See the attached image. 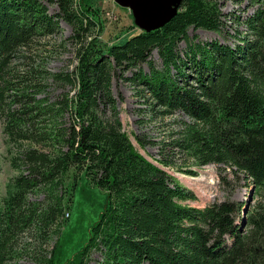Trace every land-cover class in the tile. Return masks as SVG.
I'll use <instances>...</instances> for the list:
<instances>
[{
	"label": "trees",
	"instance_id": "trees-1",
	"mask_svg": "<svg viewBox=\"0 0 264 264\" xmlns=\"http://www.w3.org/2000/svg\"><path fill=\"white\" fill-rule=\"evenodd\" d=\"M250 2L256 8L241 21L247 33L233 46L188 33L221 32L219 0H183L164 26L102 49L103 20L92 0H0V120L19 171L0 199V264L26 251V233L37 240L58 232L65 210L58 187L72 168L104 191L106 204L65 264H264V0ZM61 22L72 30L76 63L48 75L71 89L37 98L41 71L10 63L35 39L57 34ZM113 79L129 81L138 98L148 94L161 115L189 118L179 121L171 145L196 166L244 175L257 199L243 217L229 198L189 205L195 194L164 170L172 161L148 160L134 147ZM33 192L44 200L30 202ZM59 249L56 239L36 264H56Z\"/></svg>",
	"mask_w": 264,
	"mask_h": 264
},
{
	"label": "rangeland",
	"instance_id": "rangeland-1",
	"mask_svg": "<svg viewBox=\"0 0 264 264\" xmlns=\"http://www.w3.org/2000/svg\"><path fill=\"white\" fill-rule=\"evenodd\" d=\"M92 3L99 9L103 20V31L98 37V44L102 49L112 44L123 43L130 36L141 31L133 24L129 9L118 6L112 0H92ZM219 3L226 15V22L221 32L190 28L188 33L190 36L195 35L199 41L218 40L233 46L239 42L240 36L247 33L241 21L254 12L256 4H252L250 0H219ZM47 7L49 14L57 11L55 4L47 3ZM71 31L70 26L61 22V29L57 34L35 39L26 50L23 49L11 60L10 69L17 70L31 66L34 71H41L38 72L41 76L37 77V80H40L37 98L46 96L52 100L61 92L71 89L69 85L55 83L48 75L61 70H73L76 58L75 46L69 40ZM184 48L185 44L181 42L180 51ZM151 58L154 64L160 67V60L155 51L152 52ZM142 67L148 71L146 64ZM135 89V86L124 79L112 80V93L117 99L123 130L134 147L148 160L153 161L164 156L172 161V168L165 167L164 170L195 194L196 199L187 201L189 205L202 208L214 200L229 198L242 205L240 215H243V210L246 212L257 199L244 175H234L230 168L220 164L198 167L190 158L175 150L171 145V139L176 137L179 121H188L189 118L181 111L161 115L159 107L155 106L148 94L146 97L138 98ZM131 134L140 136L144 146L140 147ZM23 144L28 143L25 141ZM10 147L12 146L3 132V123L0 120V199L6 194L10 179L19 174V171L10 164L14 153V149L10 150ZM184 169L195 171L197 175L184 173ZM187 178H200L201 181L196 187H191L185 183ZM58 192L64 195L63 225L59 227L57 233H50L37 240L32 234L26 233V251L11 264H36L40 256L46 255L52 249L56 239L60 241L56 264H65L66 259L86 242L89 228L98 220L105 208L104 191L91 186L86 181L84 173L79 174L72 168L64 177L63 186L58 187ZM28 200L43 201V192L31 193Z\"/></svg>",
	"mask_w": 264,
	"mask_h": 264
},
{
	"label": "water",
	"instance_id": "water-1",
	"mask_svg": "<svg viewBox=\"0 0 264 264\" xmlns=\"http://www.w3.org/2000/svg\"><path fill=\"white\" fill-rule=\"evenodd\" d=\"M118 6L129 9L133 24L141 31L149 32L164 26L179 11L183 0H112ZM245 211L243 210L244 216ZM244 219L241 221V226Z\"/></svg>",
	"mask_w": 264,
	"mask_h": 264
},
{
	"label": "bare ground",
	"instance_id": "bare-ground-1",
	"mask_svg": "<svg viewBox=\"0 0 264 264\" xmlns=\"http://www.w3.org/2000/svg\"><path fill=\"white\" fill-rule=\"evenodd\" d=\"M201 181L200 178H187L185 179V183L191 187H196L197 184Z\"/></svg>",
	"mask_w": 264,
	"mask_h": 264
}]
</instances>
